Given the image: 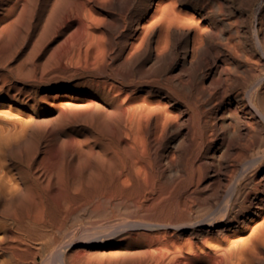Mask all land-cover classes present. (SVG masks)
<instances>
[{"label":"bare ground","instance_id":"1","mask_svg":"<svg viewBox=\"0 0 264 264\" xmlns=\"http://www.w3.org/2000/svg\"><path fill=\"white\" fill-rule=\"evenodd\" d=\"M0 13L5 97L57 150L48 173L0 137V264L73 248L264 264V0H0Z\"/></svg>","mask_w":264,"mask_h":264},{"label":"rangeland","instance_id":"2","mask_svg":"<svg viewBox=\"0 0 264 264\" xmlns=\"http://www.w3.org/2000/svg\"><path fill=\"white\" fill-rule=\"evenodd\" d=\"M1 17H2V15H1ZM4 23H5L4 19L0 20V124L4 125V126L0 125V127H1L0 137L4 138L6 134H7V137H9L11 139L13 138V140L21 137V141H19V142H20V145H23L22 151H23V160H24L25 164L27 165L30 162L29 157L33 156L34 160H36L35 164L39 165L40 170H44L48 173H51L54 169V166H55V159H56L57 150H56V146L54 144V141L52 139V136L49 133L50 130L46 129L45 132L39 131L38 125L41 123L36 122L35 120L31 119L30 117H27L24 110L21 109L22 107L20 104H11L5 97L6 93H7L8 85L11 84L10 83L11 81L8 78V69H6V61H7L8 55L10 53V50H14V46H13V44L12 45L10 44V42H9L10 39L8 40L9 37L1 31ZM18 27L19 26H17V28ZM19 30L20 29H16L17 36L15 39L16 40L15 41L16 42L15 47H17V49H19V46H20L19 42L21 41ZM5 41H6V43L10 44V45L7 44V46H9L10 48H8L6 46ZM2 42H4V43H2ZM6 55H7V57H6ZM19 73H20L19 70L16 69L15 75H14L15 78L12 79V81H13L12 84L17 85V87H20V85H21V83L18 79ZM20 119H22V120H20ZM27 120L28 121L30 120V121L27 122ZM16 122L17 123L20 122V124L18 123L19 124L18 125ZM13 123H15L16 125ZM8 125H9V127H8ZM20 125L24 128L23 131H22L23 128L20 129ZM5 126H6V128H5ZM18 127H19V129H18ZM2 128H4L5 130ZM7 128H8V130H7ZM20 130L22 131L23 134L20 133L21 132ZM7 131H8V133H6ZM13 132H14V135H13ZM18 133H20V134H18ZM45 199H46V201H45L46 214H47L50 222H53V224H54L55 195H54V190L52 188H50L48 190V192L46 191ZM54 231H56V229ZM60 232H58V233L56 232L57 236H67V235L69 236L70 230L68 228H65V230L60 231ZM63 232H64V235H63ZM71 250L72 251H68L63 258L62 257L59 259L57 258L58 260H55L56 258L53 260H40L39 264H42V263L48 264V262H49V264L50 263L51 264H62V262H63V264H69V263L70 264H78V262H79V264H85V262H87V263L89 262L90 264H118V262L114 263V261H119V260L123 259L122 257H115L113 255L115 252H117L114 249H108V248L100 249L99 248L96 251L87 250L85 252L83 250H79V249H75V248H73ZM64 258H65V260H64ZM88 258H89V260H87ZM83 259H84V261H83ZM94 260H96L97 263H96V261L92 262ZM98 261H99V263H98ZM107 261H109V262H107ZM105 262H107V263H105Z\"/></svg>","mask_w":264,"mask_h":264}]
</instances>
